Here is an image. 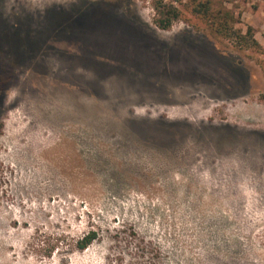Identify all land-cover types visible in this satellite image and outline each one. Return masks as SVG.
I'll list each match as a JSON object with an SVG mask.
<instances>
[{
    "label": "rangeland",
    "instance_id": "1",
    "mask_svg": "<svg viewBox=\"0 0 264 264\" xmlns=\"http://www.w3.org/2000/svg\"><path fill=\"white\" fill-rule=\"evenodd\" d=\"M212 1L261 50L149 0H0V264H264V0Z\"/></svg>",
    "mask_w": 264,
    "mask_h": 264
},
{
    "label": "trees",
    "instance_id": "2",
    "mask_svg": "<svg viewBox=\"0 0 264 264\" xmlns=\"http://www.w3.org/2000/svg\"><path fill=\"white\" fill-rule=\"evenodd\" d=\"M154 11L152 21L162 30L170 29L177 21L184 20L203 25L215 37L232 43L241 50H261L251 26L246 31L235 27L234 14L226 7H215L212 0H149ZM264 69V62L261 63ZM264 100V93L261 95ZM98 238L96 231H89L78 240L77 247L86 249Z\"/></svg>",
    "mask_w": 264,
    "mask_h": 264
}]
</instances>
